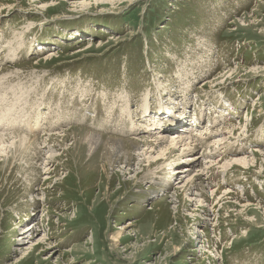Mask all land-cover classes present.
Masks as SVG:
<instances>
[{"label":"rangeland","instance_id":"1","mask_svg":"<svg viewBox=\"0 0 264 264\" xmlns=\"http://www.w3.org/2000/svg\"><path fill=\"white\" fill-rule=\"evenodd\" d=\"M145 97L154 123L175 98L172 114L192 118L185 139L220 130L230 146L197 182L208 220L188 201L196 189L158 190L165 160L147 167L137 153L128 167L110 141L90 149L84 140L83 131L158 138L128 131V118L144 122ZM15 102L23 117L5 123L30 117L35 129L40 115L56 130L37 134L39 147L59 156L51 174L43 152L0 158V264H264V0H0V113ZM195 140L194 172L213 150L212 135ZM178 153L167 156L173 166ZM238 154L253 164L223 172ZM32 223L34 242L20 245Z\"/></svg>","mask_w":264,"mask_h":264},{"label":"bare ground","instance_id":"2","mask_svg":"<svg viewBox=\"0 0 264 264\" xmlns=\"http://www.w3.org/2000/svg\"><path fill=\"white\" fill-rule=\"evenodd\" d=\"M180 68L185 69V68H182L181 66H180ZM186 80H187V78H186ZM147 100H148V98L145 97L143 99V103L141 106L142 107L141 115L143 116V118H145V120H144L145 123L139 121V123L135 124L136 122L134 123V121L132 120V117L130 116L131 118L127 119V121L129 122L128 131H132L133 136L136 135V132H138L140 129H144L142 127H145L146 129L149 128L150 131L152 130L150 132V134H152L158 130H159V132L163 131V132H160L159 134L155 135L158 138L152 139V136L150 135L148 139L139 140V139H136L135 137H131L130 139L128 138V140L124 141L122 139H118V138H114V137L103 138L102 136H100L98 134L91 133L88 131H83L84 136L86 135L84 140L87 141L90 149L96 147L98 145L97 143L99 142V140L105 139L107 141H110L111 144H108L110 147V149H109L110 151H108V153L110 154L112 151V154L115 158L116 157L119 158L118 155L120 154L121 159H123V163L126 164L128 167H131V161L135 157L134 155H136L137 153H138V155L143 156V159L145 160V162L148 163L146 165L147 167H150L152 164H157V162L160 160H165L164 165L170 166L169 171H171V172L167 176L168 177L167 180L161 182V185L164 188V190H163V188H161V189L159 188L158 190L159 191L160 190H162V191L169 190L168 192H170V189L172 188L173 184L175 183L178 185V186L176 185L177 186L176 189H184L182 191L185 193V195L187 197L188 195H190L192 193L190 188H192L193 190L196 189L195 191L197 193L194 194L195 198H193V199L191 197H190V199L188 198L189 202L194 203V202H196V199H198V198L200 199L202 197L201 196L202 190H204L202 188V184L197 183V182L199 180H201L202 175L203 176L207 175L208 177L206 178V180L209 181V179H210V176L208 175L209 170L214 168L213 166L218 165V163H216V160H214V155L217 156L220 154L231 152V150L229 148L230 146L226 145L227 143L222 142V140L218 138L222 134L220 130H215V131L209 130V132H208V129H207V131L205 130L199 136L195 135V136H191V137L185 139L186 136L184 137L183 133L187 132V129L189 127L188 122H190L192 118L185 116V110L183 112H181L180 115H177V116L172 114L174 110H173V108H171V106H173V104L176 103L175 98H168L167 102L165 101L166 102L165 105H168V107H167L168 109L164 108V107L159 109V112L161 111L160 113H162V110L165 109V112L163 111L164 116H162L161 114L159 116H156L155 117L156 123H154L153 122L154 120L152 121V119L151 120L149 119L152 116V113H150V111L148 109ZM160 102H162V101H160ZM16 104L17 103L15 102L14 105H9L7 107V109L3 110L0 113V131L12 129L11 133H8V134L0 133V158L2 159V161L4 163H7V162H9L10 159L14 160V158H18L21 155L24 157V156H26V154L31 153V152H33L34 155L37 153L43 152L45 155H47V157L45 158L46 162L43 163V165H44L43 170H45L44 174H51L54 171V169L50 170L51 169L50 167L52 166V163L55 161V159L59 156V154L54 150V148L49 147L48 145H46V146L42 145V147L40 148L39 147L40 142H38L39 136H37V134L44 133L43 129L51 128L50 132L55 131L56 129L50 125H48V127L46 128V124L44 122H42L41 116L37 115L39 113L36 114L37 117L35 119H32L33 123L35 124V129H31V128H33V126H32L30 117L23 122L21 128H17L19 126L15 125V124L12 125V124L5 123L8 120L9 115H11L14 118V120H16V121L18 119H20L21 117H23V112L21 111V108ZM14 109H16V111H14ZM129 115H131L130 111H129ZM165 116H167V117H165ZM152 118H154V117H152ZM142 123H144V124H142ZM215 123H218V122H215ZM100 127L102 128L103 126L101 125ZM125 127H128V126L125 125ZM13 128H16V129H13ZM21 129L23 131H25L24 135L20 134L18 132H15V130L19 131ZM171 130H176V132L174 131L175 133L173 132L174 134H172L171 136H169L167 133H165L166 131H171ZM188 130H190V129H188ZM26 132L28 133V135ZM118 132H123V129H119ZM29 133L30 134L35 133L36 135L30 136ZM228 133L231 134L232 131L226 132V134H228ZM169 134H170V132H169ZM187 134H188V132H187ZM206 134L212 135V137H213V140L210 141L209 144H207L208 146L206 148L213 147V150L211 152L208 151V153L205 154V157L203 156V159L205 160L203 163V165H205L204 168L198 169L197 171L194 172V167H196V165L199 164L198 161L200 159H202L201 156L194 154L195 150H197V147L195 145L196 144L195 142H197V141L195 139L198 138V139L202 140L204 135H206ZM57 135H58V133L52 134L53 137L57 136ZM58 137H60V135ZM224 139H225V137H224ZM123 144L131 145L134 150H131L130 152L135 151L136 153L131 154L129 151L122 150L121 148H122ZM147 145H150V147ZM142 147H143V149L144 148H146V149L142 150ZM203 147H205V146H203ZM175 151H179V153H178V156L176 159V163L173 166V164L171 162L167 161V159H168L167 156L170 154H173ZM56 153L58 155H55ZM252 155H254V154H252ZM50 163H51V166H50ZM252 164H253V160L250 159V156L238 154L235 156V158H231V159L227 160L220 168L222 169L223 172H226L229 168H231L233 166H238V167H241L243 169H248V167ZM178 165H182V166L184 165V166L179 169V168H177ZM171 166H173V167L176 166V168L171 169ZM206 166H209V167H206ZM157 168L160 169V166ZM146 171L148 172L149 170L146 169ZM222 171H221V173H222ZM151 172H153V171H151ZM177 176H181V177L178 178ZM171 179H174V182L170 181ZM182 179H187L184 184H181ZM176 180L177 181L179 180L178 183ZM189 184H190V187H189ZM189 192H191V193H189ZM213 192H214V190H213ZM229 193H231V192L224 191L223 196L221 199H219V201L222 199H225L224 197L229 195ZM196 203H199L198 205H201L202 202L198 201ZM201 207L205 208L206 206L204 207L203 205H201ZM209 213H210V210H207L205 208V210H204L205 215L204 216L207 220L210 216ZM32 224H33L32 227L28 226V228H23V229H21V231H19L20 232L19 233L20 240L22 242L19 240H17V241L20 245H24V244L27 245V244L34 242L33 239L36 237V234H37L36 228L38 227V224H34V223H32ZM122 234L123 233H121V232L115 233L111 237V241L113 243L115 242V244H116V242L118 241L119 237ZM46 242H47V239H45L44 237L39 241V243H43L45 245H46ZM34 245L36 246V244H34ZM52 247L53 246L50 245V243H48L46 249H53ZM33 249H34V247L28 248L27 250L29 252V250H33ZM27 250H25L24 255L26 254ZM179 252H180V248H177L175 250V254L179 253Z\"/></svg>","mask_w":264,"mask_h":264}]
</instances>
